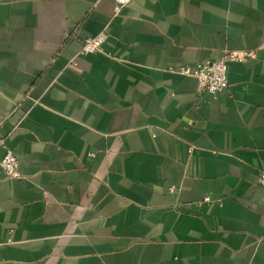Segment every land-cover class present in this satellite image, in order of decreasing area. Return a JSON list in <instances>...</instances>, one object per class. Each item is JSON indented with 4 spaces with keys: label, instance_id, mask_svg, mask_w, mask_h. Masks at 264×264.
Instances as JSON below:
<instances>
[{
    "label": "crops",
    "instance_id": "crops-1",
    "mask_svg": "<svg viewBox=\"0 0 264 264\" xmlns=\"http://www.w3.org/2000/svg\"><path fill=\"white\" fill-rule=\"evenodd\" d=\"M116 6L0 0V264H264V0Z\"/></svg>",
    "mask_w": 264,
    "mask_h": 264
},
{
    "label": "built area",
    "instance_id": "built-area-1",
    "mask_svg": "<svg viewBox=\"0 0 264 264\" xmlns=\"http://www.w3.org/2000/svg\"><path fill=\"white\" fill-rule=\"evenodd\" d=\"M126 0H116L117 11ZM68 34L66 37H69ZM104 33L101 32L93 37L84 38L81 42L79 54H93L102 50L104 43ZM255 53L253 51H225L221 58L217 61H206L197 63L194 66H184L178 70V73L184 76L192 77L196 80L197 91L207 94L212 97L221 95L228 88L227 80V64L229 62H244L246 60L254 59ZM0 147L5 149V154L0 159V170L7 177L17 176L18 161L14 154L7 150L4 140L0 138ZM257 184L264 189V172L258 175ZM204 201H208L205 198Z\"/></svg>",
    "mask_w": 264,
    "mask_h": 264
},
{
    "label": "water",
    "instance_id": "water-1",
    "mask_svg": "<svg viewBox=\"0 0 264 264\" xmlns=\"http://www.w3.org/2000/svg\"><path fill=\"white\" fill-rule=\"evenodd\" d=\"M4 154H5V150H3V149L0 147V159L3 157Z\"/></svg>",
    "mask_w": 264,
    "mask_h": 264
}]
</instances>
